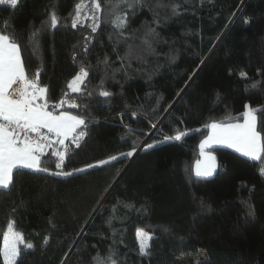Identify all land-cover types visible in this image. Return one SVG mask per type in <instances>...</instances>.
I'll return each instance as SVG.
<instances>
[{"label": "trees", "instance_id": "obj_1", "mask_svg": "<svg viewBox=\"0 0 264 264\" xmlns=\"http://www.w3.org/2000/svg\"><path fill=\"white\" fill-rule=\"evenodd\" d=\"M79 2L0 5V32L19 43L29 78L39 72L49 110L64 100L57 111L87 124L79 148L68 140L63 170L73 175L14 170V186L0 191V264L13 221L34 246L21 245L17 264H108L110 251L117 264H195L172 257L186 240L206 251L201 264H264V157L214 148L216 174L194 173L207 125L241 122L251 106L264 137V0H164L182 14L156 9L157 25L148 7L128 10L123 35L113 20L126 5L100 0L93 32L85 19L93 15L92 0H84L81 23L71 26ZM53 11L60 22L39 34L34 50L29 37ZM81 67L88 77L73 93L68 85ZM100 89L112 95L102 97ZM178 132L181 140L165 139ZM133 149L131 157L120 155ZM114 155L119 159L100 164ZM55 163L50 149L42 166L60 171ZM139 229L152 237L147 255L139 253Z\"/></svg>", "mask_w": 264, "mask_h": 264}, {"label": "snow or ice", "instance_id": "obj_2", "mask_svg": "<svg viewBox=\"0 0 264 264\" xmlns=\"http://www.w3.org/2000/svg\"><path fill=\"white\" fill-rule=\"evenodd\" d=\"M92 2L94 4L93 15L85 19H92L91 30L95 32L99 26L96 14L102 12L103 8L100 0H92ZM18 3L19 0H0V5H10L13 9ZM119 3L126 5V10L115 16L113 20L115 26L121 29L120 35H123V29L127 25L128 10H142L144 7H148L149 11L153 12V23L157 25L160 21L156 9H170L173 16L182 14L179 4L165 3L164 0H157L154 5H149L148 0H119ZM86 6L84 0H80L75 6V15L71 21L73 28L81 23V12ZM116 7H119V4ZM132 14L135 15V11ZM169 18L165 17V19ZM59 22V18L53 11L50 13L49 22L31 34L29 41L33 44L34 50L39 34L47 28L56 29ZM244 23L247 24L249 21L244 20ZM6 30L7 25H5L4 31ZM149 35L158 36L159 34L155 28H149ZM86 39L88 38L86 37ZM144 42L151 47V42L147 37ZM84 51H87V47L84 48ZM104 63L107 64V59ZM241 76L246 77L247 73L242 72ZM87 77L88 71L81 67L79 74L69 83L68 87L73 93H81V85L84 84ZM38 80L39 72L35 74L34 79L29 78L19 43L10 35L0 32V191H10L11 186H14V170L30 169L53 176L67 177L73 175L72 171L63 170L69 152V145L65 142L71 138L72 144L79 148L81 141L87 135L85 118L66 111H57L64 106V100L53 105V110H49L47 87L40 86ZM99 95L107 98L112 94L107 90L100 89ZM68 107L77 108L79 105L75 102H68ZM246 107L247 111L244 113L243 123H211L207 125L211 129V134L201 143L200 149L201 155L213 163L202 168L201 163L197 162L195 171L197 177H208L213 174L215 157L206 154L204 149L212 147L214 144L234 148L253 161H259L264 157V137L257 130V113L251 106ZM153 127H155L154 124ZM183 135L184 133L178 132L174 137L166 136L165 139L179 141ZM148 147L151 148L153 145L149 144ZM49 149H52V155L56 157L55 168L60 169V171H50L48 167L42 166V157L48 155ZM134 151L135 149L120 155L131 157ZM117 159L119 157L114 155L109 160L100 161V164H107ZM95 166L88 165L87 168ZM86 170V168H79L74 171L85 172ZM249 215H252L251 211ZM13 225L14 221L9 224L8 231L3 237L2 255L5 264H17L22 252L21 244L24 245L25 249L34 248L33 244L24 241L23 235L17 233ZM137 238L140 240L139 253L147 255L149 245L146 241L151 240V235L139 229ZM43 244L47 245L48 240L45 239ZM113 255L114 253L110 251L106 258L108 264H117Z\"/></svg>", "mask_w": 264, "mask_h": 264}, {"label": "rangeland", "instance_id": "obj_3", "mask_svg": "<svg viewBox=\"0 0 264 264\" xmlns=\"http://www.w3.org/2000/svg\"><path fill=\"white\" fill-rule=\"evenodd\" d=\"M65 143L67 144L68 141H66ZM146 243H148V241H146ZM172 257L173 259L178 260L193 261L195 264H201L208 259L207 253L204 248L194 245L190 240H186L178 249H176L172 253Z\"/></svg>", "mask_w": 264, "mask_h": 264}, {"label": "crops", "instance_id": "obj_4", "mask_svg": "<svg viewBox=\"0 0 264 264\" xmlns=\"http://www.w3.org/2000/svg\"><path fill=\"white\" fill-rule=\"evenodd\" d=\"M246 111H247V108H246ZM246 111H245V112H246ZM243 121H244V120H243ZM243 121H241V122H235V123H243ZM224 124H227V123H224ZM210 134H211V129L209 128V135H210ZM209 135H208V136H209ZM208 136H207V137H208ZM207 137H206L205 139H207ZM70 139H71V138H70ZM205 139H204V140H205ZM204 140H203V141H204ZM203 141H202V142H203ZM219 147L228 148V149H231V150L237 152L234 148H229V147H227V146H225V145H221V144H214L212 147L205 148V149H204V152H205L206 154L215 157V161H214V163H215V170H214V172H213V174H212L211 176H208V177H200V178H211L212 176H214V175L216 174V172H217V170H218V161H217V158H216L215 154L212 152V150H213L214 148H219ZM237 153H239V152H237ZM239 154H241V153H239ZM241 155H242V154H241ZM244 157H245V156H244ZM246 158H248V157H246ZM249 159H250V158H249ZM197 162H200V163H201V167H202V168H203L204 166H206V165H210V164L213 163L212 161H207V160L205 159V157L201 155V149H200V158H199V160H198ZM197 162H196L195 165H194V173H195V171H196V164H197Z\"/></svg>", "mask_w": 264, "mask_h": 264}, {"label": "built area", "instance_id": "obj_5", "mask_svg": "<svg viewBox=\"0 0 264 264\" xmlns=\"http://www.w3.org/2000/svg\"><path fill=\"white\" fill-rule=\"evenodd\" d=\"M14 88L16 87L15 85L13 86ZM68 144V143H67ZM58 147V146H57ZM50 150V149H49ZM262 172H264V164H263V167H262V170H261V176H262V178H263V180H264V174H262Z\"/></svg>", "mask_w": 264, "mask_h": 264}]
</instances>
